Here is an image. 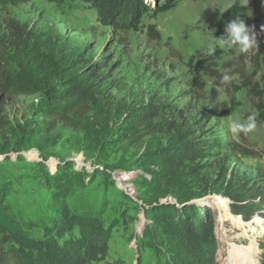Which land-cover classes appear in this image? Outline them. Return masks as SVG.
I'll use <instances>...</instances> for the list:
<instances>
[{
	"label": "rangeland",
	"instance_id": "1",
	"mask_svg": "<svg viewBox=\"0 0 264 264\" xmlns=\"http://www.w3.org/2000/svg\"><path fill=\"white\" fill-rule=\"evenodd\" d=\"M167 4L168 11L157 12ZM232 6L247 9L244 20L254 26L258 46L247 54L217 48L209 55L220 17ZM12 21L36 39L42 57L80 68L98 65L99 93L76 131L58 126L49 132L42 114L57 81L28 97L0 87V177L15 180L2 197L3 217L15 233L0 237V249L17 246L20 236L28 243H62L79 233L72 219H90L106 232L109 247L105 259L92 264H163L167 254L148 206L193 195L210 210L213 264H264V122L255 108L258 97L264 103V0H142L140 7L134 0H0V67L22 70L9 46ZM211 57L212 75L195 71ZM225 71L228 84L221 83ZM246 78L260 96L241 89ZM232 96L238 103L233 112ZM150 102L160 109L154 131L137 145L120 141L126 113ZM250 116L254 132L228 130L231 120ZM180 145H201L202 156L179 165L172 150ZM154 150L171 151L164 161L170 184L161 196L150 191L151 167L139 162ZM38 163L51 175L61 167L75 175L59 190L60 181L49 186L27 175Z\"/></svg>",
	"mask_w": 264,
	"mask_h": 264
},
{
	"label": "trees",
	"instance_id": "2",
	"mask_svg": "<svg viewBox=\"0 0 264 264\" xmlns=\"http://www.w3.org/2000/svg\"><path fill=\"white\" fill-rule=\"evenodd\" d=\"M140 7L142 0H134ZM168 2V0H165ZM170 4L158 9L159 12L168 11ZM133 15L138 12L132 8ZM139 10V9H138ZM247 9L240 6H232L220 17L217 37L226 35V25L235 17L244 19ZM8 28L11 40L10 50L24 65V69L16 70L7 65L0 67V87L16 97L33 96L39 91V86L44 85L51 90L55 81L59 83V89L49 94V106L42 115L47 119L46 130L53 132L58 126L71 131H76L90 111L89 103L99 93L98 73L100 68H80L74 65L54 62V59L42 57L40 47L36 39L17 23L12 21ZM209 61V62H208ZM207 62V63H206ZM206 64V65H204ZM214 57L201 61L195 71H205L212 75ZM195 85L198 84L195 79ZM241 89L248 95L260 96L261 92L246 78ZM230 111H236L238 103L230 97ZM258 117L264 122V103L258 97L255 104ZM3 114V105L0 101V116ZM160 116L159 106L153 102L134 106L122 119L118 135L120 141L131 145L140 144L154 131V121ZM203 150L201 145L186 147L180 145L172 150L174 156H178L182 164L185 161L199 159ZM170 150H154L143 154L139 162L150 166L147 170L151 182V193L161 196L163 187L170 184L168 167L165 165V156ZM195 170L189 174L194 177ZM61 175H60V174ZM27 175L39 178L49 186H56L60 181L59 190L68 185L69 177L75 172L70 167H61L57 174L51 175L47 167L38 163ZM26 175H23V177ZM32 176H29L31 178ZM62 176V177H61ZM28 178V177H24ZM15 184L12 177L6 175L0 177V237L14 235L12 224L3 217V193ZM230 200L240 202L238 195L229 196ZM195 196L187 195L178 197L175 204L154 203L148 206L146 214L149 216L156 238L161 248L166 252V260L163 264H213L215 242L212 234V218L208 208H200L197 204H190ZM233 215H243L241 212H232ZM246 218V217H245ZM78 227L79 233L64 240L62 243L53 239H45L40 243H28L25 239L18 241V245H9L6 249H0V264H92L105 259L109 247L106 232L99 223L90 219H72ZM230 247L237 248L235 245ZM238 249H241L238 247Z\"/></svg>",
	"mask_w": 264,
	"mask_h": 264
},
{
	"label": "clouds",
	"instance_id": "3",
	"mask_svg": "<svg viewBox=\"0 0 264 264\" xmlns=\"http://www.w3.org/2000/svg\"><path fill=\"white\" fill-rule=\"evenodd\" d=\"M226 35L222 38L213 39L208 43L207 49L209 55L216 52L217 48H228L238 50L241 54H247L249 51L258 46L257 32L254 26H249L244 19L239 16L233 18L225 28ZM232 77L225 71L221 77L222 84H228ZM220 99H224L220 97ZM228 130L233 134L252 133L257 128L255 117H248L244 122L233 119L227 125Z\"/></svg>",
	"mask_w": 264,
	"mask_h": 264
},
{
	"label": "bare ground",
	"instance_id": "4",
	"mask_svg": "<svg viewBox=\"0 0 264 264\" xmlns=\"http://www.w3.org/2000/svg\"><path fill=\"white\" fill-rule=\"evenodd\" d=\"M222 203H223V200L220 199V200H218V201L216 202V205L220 206V205H222ZM221 210H222V209H221Z\"/></svg>",
	"mask_w": 264,
	"mask_h": 264
},
{
	"label": "water",
	"instance_id": "5",
	"mask_svg": "<svg viewBox=\"0 0 264 264\" xmlns=\"http://www.w3.org/2000/svg\"><path fill=\"white\" fill-rule=\"evenodd\" d=\"M198 201H192L190 204H197Z\"/></svg>",
	"mask_w": 264,
	"mask_h": 264
}]
</instances>
